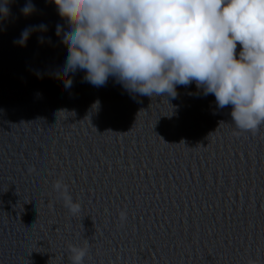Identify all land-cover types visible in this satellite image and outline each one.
<instances>
[{
	"label": "water",
	"instance_id": "water-1",
	"mask_svg": "<svg viewBox=\"0 0 264 264\" xmlns=\"http://www.w3.org/2000/svg\"><path fill=\"white\" fill-rule=\"evenodd\" d=\"M27 2L0 0V264H71L85 242L84 264H264V125L241 132L195 83L150 98L78 72L65 88L70 27Z\"/></svg>",
	"mask_w": 264,
	"mask_h": 264
},
{
	"label": "clouds",
	"instance_id": "clouds-1",
	"mask_svg": "<svg viewBox=\"0 0 264 264\" xmlns=\"http://www.w3.org/2000/svg\"><path fill=\"white\" fill-rule=\"evenodd\" d=\"M52 2L70 27L62 37L68 53L62 68L65 88L78 72L94 87L113 77L129 93L150 98L175 99L178 85L195 83L204 96L214 95L218 108L231 106L233 124L241 132L255 134L264 125V0ZM34 10L28 0L21 12L28 16ZM33 31H47V26L25 28L14 43L26 46ZM56 35H61L60 25ZM53 188L78 216L81 205L73 202L63 180ZM126 219L120 212V220ZM69 251L71 264H84L88 244L69 245Z\"/></svg>",
	"mask_w": 264,
	"mask_h": 264
}]
</instances>
